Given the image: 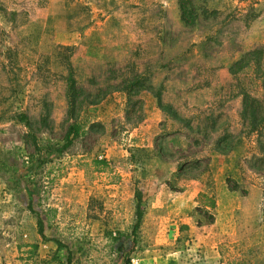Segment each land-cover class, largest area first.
Wrapping results in <instances>:
<instances>
[{
  "label": "rangeland",
  "instance_id": "rangeland-1",
  "mask_svg": "<svg viewBox=\"0 0 264 264\" xmlns=\"http://www.w3.org/2000/svg\"><path fill=\"white\" fill-rule=\"evenodd\" d=\"M182 1L192 24L179 0H0V264L54 253L13 168L33 152L29 133L61 145L75 120L84 134L34 176L73 264L124 261L108 235H131L135 190L143 214L131 264H264V121L251 130L242 119L246 80L229 70L264 49V0ZM248 92L264 98L262 87ZM205 115L226 126L227 151H211Z\"/></svg>",
  "mask_w": 264,
  "mask_h": 264
},
{
  "label": "trees",
  "instance_id": "trees-1",
  "mask_svg": "<svg viewBox=\"0 0 264 264\" xmlns=\"http://www.w3.org/2000/svg\"><path fill=\"white\" fill-rule=\"evenodd\" d=\"M179 9L181 12V19L186 24H192L194 21L192 9L182 0H179ZM67 68L68 72L65 77L66 95L71 106H73L78 90L76 88V79L74 78L69 63L67 64ZM229 70L233 76H239L240 80H246V86H243L241 92L242 99L240 115L243 120H249L251 123V130H255L257 124L264 121V98L259 99L253 97L248 91L249 89L257 87H262L264 89V49L255 48L246 52L239 60L232 64ZM167 109L170 110L169 107ZM171 116L178 117L177 115ZM17 118L20 122L29 126L27 116L24 113H19ZM82 134H84L82 124L76 120L68 125L61 145H40L36 137L32 133H29L28 136L31 139L33 152L28 154L26 159L13 168L15 182L21 187V189H23V192L27 197L26 207L36 220V231L38 236L42 241H52L56 245V249L51 257L49 259L40 260L41 264H73V261L72 253L68 246L57 238L53 232L52 224L50 223V214L52 216L54 209H42L37 200V187L34 185V176L42 165L58 158L71 145L73 140ZM223 139L226 141L227 137L225 136ZM94 162L95 164L102 163L99 160H95ZM135 198V222L132 225L131 235L122 232H117L114 236H112V234L108 235L115 244V249L119 254V258L121 261L124 260L121 264H131L129 258H126V252L134 250L136 244V232L139 229L142 219V196L140 191L135 190ZM32 248L36 249L37 245H32Z\"/></svg>",
  "mask_w": 264,
  "mask_h": 264
},
{
  "label": "crops",
  "instance_id": "crops-1",
  "mask_svg": "<svg viewBox=\"0 0 264 264\" xmlns=\"http://www.w3.org/2000/svg\"><path fill=\"white\" fill-rule=\"evenodd\" d=\"M217 82H218L217 88L224 90L225 89L224 84L222 83L220 85V83H219L220 81H217ZM214 86H215V84L210 83L209 86H207V88H206L208 91V94L211 98L214 97L213 94H211L214 91ZM218 96H219V94H218ZM218 104H220V103H218V102L216 103L213 100L208 101L209 108H214ZM176 119L180 122L181 127L182 126H187V127L191 126L192 123L194 122V116L193 115H179ZM202 119H203V122H202L203 125L201 126V128L203 127L204 129H210L211 134H214V136H215L213 138L211 144H210V146H212L211 151H215V150L227 151V149L224 148L226 142L223 139L226 136L225 131H227V130H226V128H225L226 126L224 125L223 122H222V124H219V121H218L219 115H205L204 117H202ZM238 140H245V138L243 135H241ZM217 156L219 157L220 154H217ZM213 157H215V155Z\"/></svg>",
  "mask_w": 264,
  "mask_h": 264
}]
</instances>
